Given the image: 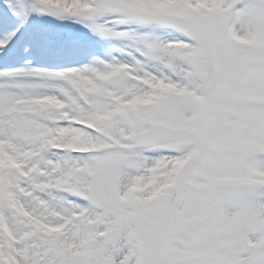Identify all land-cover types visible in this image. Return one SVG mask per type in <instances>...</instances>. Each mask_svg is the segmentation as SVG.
<instances>
[{
  "label": "snow or ice",
  "instance_id": "snow-or-ice-1",
  "mask_svg": "<svg viewBox=\"0 0 264 264\" xmlns=\"http://www.w3.org/2000/svg\"><path fill=\"white\" fill-rule=\"evenodd\" d=\"M0 264H264V0H0Z\"/></svg>",
  "mask_w": 264,
  "mask_h": 264
}]
</instances>
